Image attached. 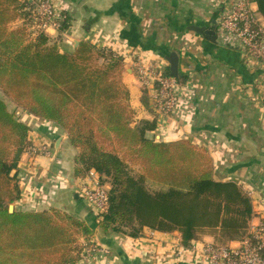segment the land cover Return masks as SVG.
Segmentation results:
<instances>
[{
    "label": "trees",
    "instance_id": "trees-1",
    "mask_svg": "<svg viewBox=\"0 0 264 264\" xmlns=\"http://www.w3.org/2000/svg\"><path fill=\"white\" fill-rule=\"evenodd\" d=\"M254 1L264 18V0ZM26 18L23 0H0V89L31 115L66 132L79 149L74 177L95 170L103 182L108 179L109 206L97 220L102 231L135 237L145 228L178 231L184 246L203 235L224 245L246 234L253 215L250 196L236 182L214 177L205 147L187 138L148 136L157 119H136L122 80V56L85 40L73 52L60 51L44 32L31 39L25 24L11 27ZM67 22L68 17L59 32ZM141 92L147 110L146 89ZM28 132L0 98V264H75L93 236L87 221L55 207L8 211L20 197L11 172L26 150ZM132 165L140 174L132 173ZM146 180L163 187L150 191Z\"/></svg>",
    "mask_w": 264,
    "mask_h": 264
},
{
    "label": "crops",
    "instance_id": "crops-1",
    "mask_svg": "<svg viewBox=\"0 0 264 264\" xmlns=\"http://www.w3.org/2000/svg\"><path fill=\"white\" fill-rule=\"evenodd\" d=\"M65 1L68 27L51 30L50 42L60 51L73 52L85 40L122 56V80L130 91L137 120H152L157 114L149 90V109L140 104L143 87L133 71L131 51L149 59H164L167 49L177 53L179 76L193 89L189 107L174 127L173 122L157 119V129L148 134L158 141L187 138L205 147L213 159L214 177L236 182L250 196L253 215L249 225L263 222L264 74L254 62L244 61L235 48L188 29L193 24L215 28L226 3L233 0ZM253 7L257 11L256 3ZM0 98L29 127L28 145L15 171L20 197L13 202L14 209L56 207L66 211L87 221L93 228L90 241L107 249L88 263L78 260L75 264H205L194 250H188L182 259L173 257L179 246L189 249L181 244L178 231L145 228L137 237L102 231L93 210L72 184L78 152L69 144L66 132L54 122L31 115L1 89ZM31 147L40 150L32 153ZM237 240L225 244L235 245ZM196 241L216 242L210 235Z\"/></svg>",
    "mask_w": 264,
    "mask_h": 264
},
{
    "label": "built area",
    "instance_id": "built-area-1",
    "mask_svg": "<svg viewBox=\"0 0 264 264\" xmlns=\"http://www.w3.org/2000/svg\"><path fill=\"white\" fill-rule=\"evenodd\" d=\"M226 9L217 17L215 31L217 40L238 50L243 60L254 62L264 74V18L254 9V0H233L226 3ZM65 0H23V11L28 13L32 27L39 32L51 34L58 31L68 17ZM263 18V19H262ZM132 67L142 87L150 92L152 108L160 123L177 122L190 104L192 87L188 82L180 81L167 73L164 59L141 57L132 50ZM46 149V146H43ZM40 148L31 147L34 153ZM72 184L78 194L91 207L96 216L105 213L109 206L108 187L101 175L89 170L84 176L77 177ZM186 247L179 246L173 257L182 259L188 250L198 252L205 264H264V221L249 225L245 235L235 245L197 241ZM107 249L93 243L84 247L79 261L90 262L96 253H105Z\"/></svg>",
    "mask_w": 264,
    "mask_h": 264
},
{
    "label": "water",
    "instance_id": "water-1",
    "mask_svg": "<svg viewBox=\"0 0 264 264\" xmlns=\"http://www.w3.org/2000/svg\"><path fill=\"white\" fill-rule=\"evenodd\" d=\"M215 23V22H213ZM189 30L195 31L202 36H204L206 39H208L211 42H217V35L214 26L213 27H207V26H198V25H190L188 26ZM78 44V41H76V45ZM163 58L166 60L168 63L167 69L168 73L174 77L178 78L179 77V72H178V55L175 51H169L168 53H165L163 55ZM158 138V137H156ZM16 170H12V175H14ZM14 210L13 204L8 205V211L12 212Z\"/></svg>",
    "mask_w": 264,
    "mask_h": 264
},
{
    "label": "rangeland",
    "instance_id": "rangeland-1",
    "mask_svg": "<svg viewBox=\"0 0 264 264\" xmlns=\"http://www.w3.org/2000/svg\"><path fill=\"white\" fill-rule=\"evenodd\" d=\"M20 20L21 22L17 23L15 26L11 25L12 27H17V26H20L22 24H25L26 27H27V33H28V36L32 39V38H35V36L39 33V31L36 30V28L32 27V22L30 20V18H26V19H18ZM15 23V22H14ZM52 41V40H51ZM10 111V110H9ZM11 112L14 113V111L12 110ZM14 115L16 116V114L14 113ZM17 117V116H16ZM148 136H151L148 134ZM68 138V137H67ZM155 140L158 141V139L155 137ZM69 142V141H68ZM70 144V143H69ZM44 146V145H43ZM46 146V145H45ZM77 152H79V149L77 148ZM131 170H132V173H134L135 175H138L140 174V169H139V166L137 165H132L131 167ZM11 176H12V173H11ZM77 178V177H76ZM104 182L106 183V186L109 188L110 187V182L108 181L107 178H104ZM146 186L147 188L150 190V191H156L160 188H162L163 186L152 181V180H146ZM11 204V203H10ZM13 204V203H12ZM56 208V207H55ZM59 209V208H58ZM82 243H84L83 241H80ZM92 242L90 241V243L86 244V246L90 245ZM82 253V252H81ZM81 255V254H80ZM79 260V259H78ZM77 260V261H78Z\"/></svg>",
    "mask_w": 264,
    "mask_h": 264
}]
</instances>
